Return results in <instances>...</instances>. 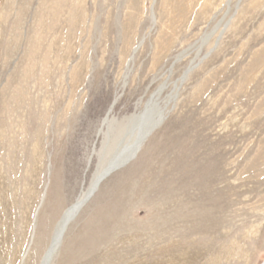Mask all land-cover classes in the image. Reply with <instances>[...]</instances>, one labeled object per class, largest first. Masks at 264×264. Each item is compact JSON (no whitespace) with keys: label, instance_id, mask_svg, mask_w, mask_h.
Returning <instances> with one entry per match:
<instances>
[{"label":"rangeland","instance_id":"374dc122","mask_svg":"<svg viewBox=\"0 0 264 264\" xmlns=\"http://www.w3.org/2000/svg\"><path fill=\"white\" fill-rule=\"evenodd\" d=\"M144 111L53 264H264V0H0V264H40Z\"/></svg>","mask_w":264,"mask_h":264},{"label":"bare ground","instance_id":"6f19581e","mask_svg":"<svg viewBox=\"0 0 264 264\" xmlns=\"http://www.w3.org/2000/svg\"><path fill=\"white\" fill-rule=\"evenodd\" d=\"M114 102H115V100H114ZM114 102H113V104L109 110V113L107 114V117L104 120V123H106L108 125L111 123V121L110 122H108V121L111 119L110 114H111L112 109L114 107ZM142 115L143 116L146 115V117H148L149 120L146 121L145 119H143ZM158 115H159V113L157 112V114H153V117H152L150 111H149V113L147 111H144L141 113V116H140L142 118L138 117V119H135L134 121H132V123L127 124V126L129 124H132L133 126L136 125L134 127L135 129L133 131V134H132L133 136H132L131 140L127 139V141L125 143H121L120 145H122V144L123 145L119 146V149L116 146V149H118L116 151L118 153L116 154V152H114L113 154L108 156L110 161L106 165H102L101 167L98 168V170L96 171V173H95L90 185L88 186V188L82 189V191L80 192V194L78 195L76 200L64 211L60 220L56 224V227H55V229L52 233V236H51V241H50L49 247H48L47 251L45 252V254L43 255V258H42L40 264H53L54 263V260L57 257L58 251H59L61 244H62V241L64 239L66 230H67L69 224L71 223V221L75 219L77 214H79V212L84 207V205L89 201V199L91 198L94 191L98 188V184H100L101 180H104L114 171L124 167L125 165H127L130 161H132L137 156V154H138L137 152L139 149H141L140 147H142L144 141L151 135V133L156 129V127L161 125L163 120L166 118V116L164 114H160L159 116ZM134 118L133 117L129 118L128 122ZM113 120L114 119H112V121ZM140 125H143V126L140 127ZM109 142H110V140L103 143L101 150L107 149V147L110 144ZM112 144H114V142ZM109 149H110V147H109ZM106 152L107 151H105V153ZM108 153L109 152H107L106 154H103L104 157ZM104 157H102V155H101V159ZM136 258L138 259V257H136ZM141 263H143V262H141ZM132 264H135V263H132ZM136 264H138V263H136Z\"/></svg>","mask_w":264,"mask_h":264},{"label":"water","instance_id":"95a60500","mask_svg":"<svg viewBox=\"0 0 264 264\" xmlns=\"http://www.w3.org/2000/svg\"><path fill=\"white\" fill-rule=\"evenodd\" d=\"M115 102H116V100H115ZM115 102H114V104H115Z\"/></svg>","mask_w":264,"mask_h":264}]
</instances>
